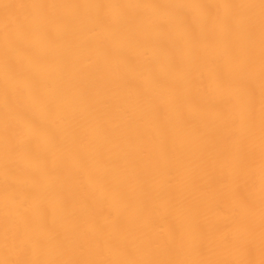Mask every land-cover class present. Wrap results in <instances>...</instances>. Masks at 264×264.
Segmentation results:
<instances>
[{
    "label": "bare ground",
    "instance_id": "6f19581e",
    "mask_svg": "<svg viewBox=\"0 0 264 264\" xmlns=\"http://www.w3.org/2000/svg\"><path fill=\"white\" fill-rule=\"evenodd\" d=\"M0 264H264V0H0Z\"/></svg>",
    "mask_w": 264,
    "mask_h": 264
}]
</instances>
